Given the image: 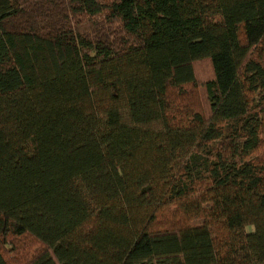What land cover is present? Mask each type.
I'll use <instances>...</instances> for the list:
<instances>
[{
    "label": "trees",
    "instance_id": "16d2710c",
    "mask_svg": "<svg viewBox=\"0 0 264 264\" xmlns=\"http://www.w3.org/2000/svg\"><path fill=\"white\" fill-rule=\"evenodd\" d=\"M8 237L23 264H264V0H0Z\"/></svg>",
    "mask_w": 264,
    "mask_h": 264
},
{
    "label": "rangeland",
    "instance_id": "374dc122",
    "mask_svg": "<svg viewBox=\"0 0 264 264\" xmlns=\"http://www.w3.org/2000/svg\"><path fill=\"white\" fill-rule=\"evenodd\" d=\"M196 85L192 88L188 87L187 92L189 96L196 99L198 109H202V113L208 115L207 102L203 90V85L206 81L211 79L212 73L208 62H199L195 64ZM5 244L0 242V248L3 256L10 264H23V260L19 253L30 254L34 249H39V244L31 238L18 237L7 238ZM14 245V246H13ZM15 247V248H14ZM16 249V250H15Z\"/></svg>",
    "mask_w": 264,
    "mask_h": 264
}]
</instances>
